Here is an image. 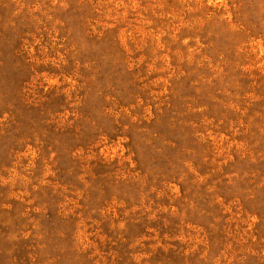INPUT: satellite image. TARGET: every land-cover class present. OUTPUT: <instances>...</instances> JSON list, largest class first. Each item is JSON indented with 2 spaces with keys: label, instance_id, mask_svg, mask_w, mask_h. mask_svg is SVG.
<instances>
[{
  "label": "rangeland",
  "instance_id": "obj_1",
  "mask_svg": "<svg viewBox=\"0 0 264 264\" xmlns=\"http://www.w3.org/2000/svg\"><path fill=\"white\" fill-rule=\"evenodd\" d=\"M0 264H264V0H0Z\"/></svg>",
  "mask_w": 264,
  "mask_h": 264
}]
</instances>
